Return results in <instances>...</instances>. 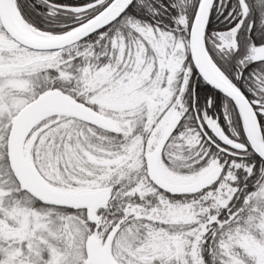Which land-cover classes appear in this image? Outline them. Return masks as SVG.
Instances as JSON below:
<instances>
[{
  "label": "snow or ice",
  "instance_id": "obj_1",
  "mask_svg": "<svg viewBox=\"0 0 264 264\" xmlns=\"http://www.w3.org/2000/svg\"><path fill=\"white\" fill-rule=\"evenodd\" d=\"M0 264H264V0H0Z\"/></svg>",
  "mask_w": 264,
  "mask_h": 264
}]
</instances>
